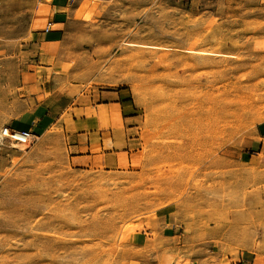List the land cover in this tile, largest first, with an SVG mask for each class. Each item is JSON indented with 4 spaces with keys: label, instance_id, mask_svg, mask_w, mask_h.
<instances>
[{
    "label": "rangeland",
    "instance_id": "374dc122",
    "mask_svg": "<svg viewBox=\"0 0 264 264\" xmlns=\"http://www.w3.org/2000/svg\"><path fill=\"white\" fill-rule=\"evenodd\" d=\"M78 2L44 98L76 106L94 88L128 90L139 164L71 168L58 126L22 150L0 145V264H129L144 231L163 236L147 247L164 264H264V147L243 151L264 123V6ZM36 8L0 0V130L44 99L19 89Z\"/></svg>",
    "mask_w": 264,
    "mask_h": 264
},
{
    "label": "crops",
    "instance_id": "0c3cea01",
    "mask_svg": "<svg viewBox=\"0 0 264 264\" xmlns=\"http://www.w3.org/2000/svg\"><path fill=\"white\" fill-rule=\"evenodd\" d=\"M259 2L264 6V0ZM78 5V0H37L29 36L31 46L37 50L36 60L27 65L28 70L22 73L19 86L20 90H37L29 95L32 100L44 98V84L49 82L48 71L54 69L58 73L61 70L57 59L58 45L62 44L66 26L74 19ZM47 27L48 31L45 32ZM38 70L42 75L39 82ZM84 98L86 101L76 106L74 102L77 98L72 100L73 102L67 101L66 98H44L33 108L13 119L7 127L14 131H29L39 138L51 127L58 126L66 140V163L74 169L117 172L137 167L140 152L136 135L142 119L138 105L129 91L94 88L88 97ZM243 144V151L248 154L262 149L264 123L258 124ZM170 215L165 209L160 218L166 222ZM168 227L169 225H165L164 229ZM141 234L146 237L142 238ZM141 234L133 239L141 254L134 257L129 264H164L166 259L163 250L153 251L147 247V241L159 240L163 236L159 233L154 237L150 231ZM167 239H173V236Z\"/></svg>",
    "mask_w": 264,
    "mask_h": 264
},
{
    "label": "built area",
    "instance_id": "2783aa9c",
    "mask_svg": "<svg viewBox=\"0 0 264 264\" xmlns=\"http://www.w3.org/2000/svg\"><path fill=\"white\" fill-rule=\"evenodd\" d=\"M48 31V27L45 32ZM0 139L3 144L14 145L20 148H27L32 145L37 138L29 131H14L9 127L0 130Z\"/></svg>",
    "mask_w": 264,
    "mask_h": 264
},
{
    "label": "bare ground",
    "instance_id": "6f19581e",
    "mask_svg": "<svg viewBox=\"0 0 264 264\" xmlns=\"http://www.w3.org/2000/svg\"><path fill=\"white\" fill-rule=\"evenodd\" d=\"M203 54V53H202ZM205 54H210V53H205ZM3 144V142H2V140L0 139V145H2ZM8 145V144H7ZM11 147H17V146H14V145H10ZM18 148H20V147H18ZM20 150H22V148H20Z\"/></svg>",
    "mask_w": 264,
    "mask_h": 264
}]
</instances>
